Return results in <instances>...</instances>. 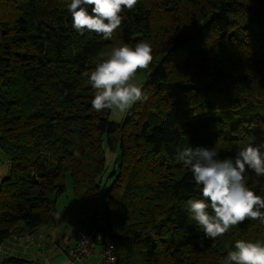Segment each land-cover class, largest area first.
<instances>
[{
	"label": "trees",
	"instance_id": "16d2710c",
	"mask_svg": "<svg viewBox=\"0 0 264 264\" xmlns=\"http://www.w3.org/2000/svg\"><path fill=\"white\" fill-rule=\"evenodd\" d=\"M70 3L0 0V241L53 226L69 178L76 228L98 224L116 264H225L237 240L264 244L261 220L207 238L187 207L202 186L177 158L264 143V0H138L108 40L77 32ZM141 40L154 57L143 96L116 122L92 108L89 76ZM245 175L264 198V176Z\"/></svg>",
	"mask_w": 264,
	"mask_h": 264
},
{
	"label": "clouds",
	"instance_id": "9594fccd",
	"mask_svg": "<svg viewBox=\"0 0 264 264\" xmlns=\"http://www.w3.org/2000/svg\"><path fill=\"white\" fill-rule=\"evenodd\" d=\"M137 4L138 0H71L68 11L77 32L87 30L108 40L121 26L123 10H132ZM152 53L151 44L144 40L135 47L128 44L114 47L90 73L88 82L95 90L92 108L97 112L110 109L123 114L140 101L142 86L134 80L138 72L151 65ZM218 156L215 148L206 146L189 147L177 153V158L192 172L195 184L202 186L203 198L187 201L191 219L212 239L224 236L246 219L264 222L261 211L264 198L246 186L245 175L251 170L257 177L264 176V143L250 142L235 157ZM225 264H264V244L237 240Z\"/></svg>",
	"mask_w": 264,
	"mask_h": 264
},
{
	"label": "crops",
	"instance_id": "0c3cea01",
	"mask_svg": "<svg viewBox=\"0 0 264 264\" xmlns=\"http://www.w3.org/2000/svg\"><path fill=\"white\" fill-rule=\"evenodd\" d=\"M0 181L9 173L8 157L0 150ZM2 163L6 164L3 167ZM65 208H68L63 203ZM70 214L57 206V222L51 226L27 229L17 228L8 238L0 241V264H100L98 245L95 253L83 261H72L68 252L77 243L79 210ZM17 259L18 261H15Z\"/></svg>",
	"mask_w": 264,
	"mask_h": 264
},
{
	"label": "built area",
	"instance_id": "2783aa9c",
	"mask_svg": "<svg viewBox=\"0 0 264 264\" xmlns=\"http://www.w3.org/2000/svg\"><path fill=\"white\" fill-rule=\"evenodd\" d=\"M9 166L11 162L8 159ZM1 164V158H0ZM77 243L69 249L68 255L72 261H83L92 256L97 246L100 245L99 256L101 264H116L117 254L115 245L111 239L104 238L98 224L89 227H80L75 229Z\"/></svg>",
	"mask_w": 264,
	"mask_h": 264
},
{
	"label": "rangeland",
	"instance_id": "374dc122",
	"mask_svg": "<svg viewBox=\"0 0 264 264\" xmlns=\"http://www.w3.org/2000/svg\"><path fill=\"white\" fill-rule=\"evenodd\" d=\"M145 81H146V74L143 73V72H138V74H137L134 82L137 85L143 86V84L145 83ZM125 114L126 113L118 114V113H114V112L111 111V113H110V119L113 120V121H116V122H121L123 120ZM108 157L109 158L112 157L111 156V153H109V152H108ZM2 165H3V167L6 166V164H4V163H2ZM105 178H106V176L103 179V183L105 182ZM111 182H112L111 180L110 181L108 180L107 185L111 184ZM63 203L67 205V207L71 210V212H76V211L79 210L78 207H77V204H76V200H75L74 195H73L71 180L69 178H68L67 190L64 193V195H62L59 198V208L67 211L70 214V212L68 211V208H65L63 206ZM100 264H101V262H100Z\"/></svg>",
	"mask_w": 264,
	"mask_h": 264
}]
</instances>
